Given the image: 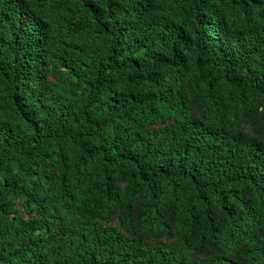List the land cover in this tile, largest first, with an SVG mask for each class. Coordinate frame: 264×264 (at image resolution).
I'll return each mask as SVG.
<instances>
[{
	"label": "trees",
	"instance_id": "1",
	"mask_svg": "<svg viewBox=\"0 0 264 264\" xmlns=\"http://www.w3.org/2000/svg\"><path fill=\"white\" fill-rule=\"evenodd\" d=\"M0 264H264V0H0Z\"/></svg>",
	"mask_w": 264,
	"mask_h": 264
}]
</instances>
